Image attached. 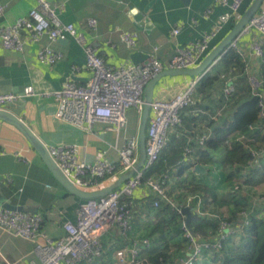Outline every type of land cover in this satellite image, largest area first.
<instances>
[{
  "label": "crops",
  "instance_id": "1",
  "mask_svg": "<svg viewBox=\"0 0 264 264\" xmlns=\"http://www.w3.org/2000/svg\"><path fill=\"white\" fill-rule=\"evenodd\" d=\"M0 1L7 5L4 16L0 17V26L13 24L18 19L27 17L29 11L37 5V0ZM50 2L56 7L59 18L65 23H74L78 30L85 34L87 41L98 49L105 62L115 67L147 63L153 57L168 64L180 48L199 41L205 32L211 30L218 17L225 11L215 0ZM252 2L253 0H244L241 14ZM209 8L212 12L206 15ZM90 18L97 19L95 30L88 26ZM231 25L232 22L225 24L213 40L211 50L229 33ZM175 26L180 27L181 31L174 36L172 29ZM31 29L29 27L23 31L26 42L22 52L5 49L0 42V93L11 92L18 95L17 100L8 104V110L22 118L47 147L74 146L79 162L95 163L104 158L120 166V150L126 140L139 135L140 114L135 108L127 110V125L120 132L113 130L111 125L105 122H96L92 130L84 131L58 119V102L53 92L61 89L69 80L79 85L89 83L92 73L86 66V52L74 38L50 42L44 37L40 42H30L28 36ZM125 30L139 33L136 46L129 47L122 41L120 31ZM257 37L258 33L252 30L240 34L236 41L245 53L244 59L249 63L250 72L261 77L264 73V58L257 59L251 55V43ZM46 45L61 52L63 59L54 65L41 63L38 52ZM223 76H226L225 81L221 79L205 89L204 93H196L195 104L183 112V125L171 130L169 143L162 153L160 163L163 170L161 172L170 175L171 196L177 201H182L180 203L183 208L190 207L194 214H198L193 205L187 204L186 195L201 193V205L204 210H210L220 217L226 216L233 226L237 227V233L232 236L236 241L232 242V245H236L240 243L243 230L239 228L242 218L236 206L239 197L235 198L234 184L240 181L245 186L240 196L244 198L243 202L249 209V217L257 213L258 218L264 219V203L259 199L264 191V182L245 184L247 177H243L241 173L238 175L234 167L224 164L225 152L222 149L207 148L206 144L202 146L197 141L202 133L211 134L210 138H215L236 111L234 102H221L222 90L226 84H235L232 72L223 73L221 77ZM198 77L200 76L162 77L155 85L154 100L173 99L187 90ZM30 85L34 88V94L25 96V88ZM0 147L5 151L0 156V208H3L4 203H10L24 208L25 213L40 214L43 217L42 232L56 239L63 237L64 223L76 221L77 209L83 200L71 194L58 182L25 135L4 120H0ZM203 152H206L204 158L201 157ZM198 164L205 168L204 172L196 170ZM262 164L264 166V159ZM160 174L157 175L161 176ZM119 176L103 180L98 188L87 187L83 179L77 180V186L89 191L96 190L112 184ZM7 177L12 180L8 181ZM186 178L204 190H193L179 185L180 180ZM210 189L215 190L216 199L209 193ZM150 195L153 194L149 188L142 187L131 199L125 198V202H132V231L124 235L116 225L108 228L101 236L103 254L88 264H131L130 255L126 261L121 262L116 253L135 244L140 248L139 259L142 262L149 255L168 251L175 253L184 248L175 240L166 243L159 241L157 233L152 234L159 219L148 204ZM198 215L204 219L219 220V217L215 216ZM186 218L185 214L184 223ZM210 231L208 228L203 235ZM145 240H149V245L144 243ZM38 242H44V239L39 237ZM211 256L210 252H204L194 264H212ZM32 262H41L36 250V241L16 236L0 228V264Z\"/></svg>",
  "mask_w": 264,
  "mask_h": 264
},
{
  "label": "built area",
  "instance_id": "2",
  "mask_svg": "<svg viewBox=\"0 0 264 264\" xmlns=\"http://www.w3.org/2000/svg\"><path fill=\"white\" fill-rule=\"evenodd\" d=\"M225 8L218 17L213 28L203 34L201 39L193 44L180 48L177 55L164 64L159 58L153 57L149 62L132 66L115 67L108 65L98 52V49L87 41L85 34L78 30L74 23L63 22L56 7L50 0H37L27 17L17 20L13 24L0 26V42L5 49L22 52L25 46L23 31L31 27L28 39L30 42H40L47 37L50 42L59 39L74 38L81 44L86 52V66L92 76L87 85H79L69 80L65 85L53 92L58 102L56 116L58 119L71 123L75 127L90 131L96 122H105L112 129L120 132L127 125V110L135 108L140 116L145 105V88L154 77L165 69H189L198 66L211 50L212 42L223 29L225 24L238 21L241 14V6L244 0H215ZM7 5L0 1V17L4 16ZM212 9L206 11V15ZM88 26L95 30L97 19L90 18ZM255 30L258 37L251 43V55L257 59L264 58V8H261L252 16L243 33ZM180 27L172 29V35L180 33ZM122 41L129 47H134L139 42L137 31H120ZM239 37V36H238ZM237 37V38H238ZM237 38L230 48L236 49L243 57L245 53L240 49ZM64 55L53 49L50 45L42 46L38 52V59L43 64L54 65L62 60ZM247 74L252 89V94L258 100L260 107L259 123L250 126L249 132H236L229 136L226 144L239 142L245 145L251 154L243 174H247L256 167H262L264 159V145L259 147L254 144V132L264 131V80L250 72L247 61ZM203 76V75H202ZM194 80L189 88L177 94L171 100H154L152 114L147 127L146 154L144 167L127 180L122 186L100 198L83 200L77 209L76 221H66L63 225L65 235L61 238H52L42 232L43 217L40 214L25 213L19 210L0 208V228H3L16 236L36 241V250L41 262L32 264H84L91 262L95 257L103 254L101 236L110 227L118 226L124 235L132 231L133 212L132 202H123L122 198H131L134 193L146 187L156 196L154 205L159 207L165 203L180 210L176 200L169 193V184L166 176L144 177V170L157 163L162 152L169 143V134L172 129L183 123V110L195 104L196 87L201 79ZM226 76H223L225 78ZM235 87L232 83L226 84L224 91L232 94ZM34 94L33 86L25 88V96ZM14 93H0V110H8V104L17 100ZM211 134H203L198 138L200 145H205ZM52 158L58 167L77 184V180L84 177L107 179L119 176L129 170L135 169L139 162V135L128 138L120 150V166L100 158L95 163L79 162L74 146L48 147ZM5 151L0 147V156ZM145 178V179H144ZM11 181V177H7ZM87 187L98 188V180H89ZM244 184L237 181L233 192H242ZM260 202L264 203V191L260 195ZM188 205H193L201 216L219 217V225L214 232L207 235L195 233L186 223L183 225L184 236L187 239L186 254L180 260V264H194L201 258L204 252H219L230 237L234 236L238 229L226 216L220 217L210 210L202 207V194L199 192L186 195ZM244 225L250 224L249 212L243 209L239 212ZM241 227V226H240ZM239 227V228H240ZM39 237L44 242H38ZM149 245V240L144 241ZM117 258L124 262L128 256L131 264H144L140 259V248L137 244L125 250L117 251Z\"/></svg>",
  "mask_w": 264,
  "mask_h": 264
},
{
  "label": "trees",
  "instance_id": "3",
  "mask_svg": "<svg viewBox=\"0 0 264 264\" xmlns=\"http://www.w3.org/2000/svg\"><path fill=\"white\" fill-rule=\"evenodd\" d=\"M235 23L236 21L233 20L232 25L230 27L231 29L233 28ZM229 72H232V78L233 80L235 79V90L234 92H232V94H226L223 89L221 102L223 104H230L234 102L237 108L230 122L219 130L215 138L212 137L208 139V141L206 142V146L207 148L211 149H222V151L225 152L224 164L230 167H234L235 171L239 175L240 173L243 174L244 167H246L247 163L252 158L251 154L246 149L244 144L239 142H232L230 144H226V140L233 133L249 132L250 126L259 123L260 112L258 100L252 94L249 76L247 74V61H245L244 57L236 49L228 48L218 59L217 63L201 77L196 87V93H204L205 89L211 87L221 79L225 81L226 78H222L221 75L223 73L229 74ZM261 78L264 80V73ZM183 118L184 113H182V119ZM203 134L204 133L200 134L198 138ZM253 136L255 137L254 144L259 147H263L264 131L262 134L261 130H257L254 132ZM205 155L206 152H203V155L201 157L204 158ZM161 158L162 155L157 163L144 170V177H159V175L157 174L161 173L160 175L166 176L167 182L168 184H170V175L161 172L163 171L161 170ZM243 175V177H247L245 184L255 185L262 183L264 182V166H262V168L256 167L250 170L247 174ZM82 179L85 181V183L89 180H98L99 182L105 180L98 177H84ZM180 184L182 186H186V188L190 187L193 190H204L200 185H196L194 184V182L188 181L187 178L180 180L179 185ZM208 191L214 199L217 198L215 190L210 189ZM235 195V198L239 197L238 200H236V206L239 210L238 212L242 211L243 209H246L248 211L249 209L246 208L247 205L243 202L244 198L240 196L241 192H238ZM149 198L150 199L148 201V204L159 219L156 226L152 230V234L155 235L157 233L159 235V241H165L166 243L175 240L176 242L183 245L184 250H177L175 253H170L168 251L159 252L155 255H149L147 259L143 261V263L180 264V260L186 254L187 247V239L184 236L183 229V225L185 222V213L183 212V206L180 210H178L162 202L159 207H156L154 205L156 196L153 194L150 195ZM174 199L176 200V198ZM124 200L125 198L123 197L122 201L124 202ZM177 203L181 205L179 201H177ZM256 215L257 213L252 214L251 217H249V225H244L243 222L239 224L241 226L240 228H242L243 230V235L239 244L232 245V242L235 243L236 241L234 240V237H230L228 240H226L222 250H220L219 252H210L212 255V264H264V219L258 218ZM215 221L209 218L204 219L198 214L193 213L190 220L189 228L195 233L201 234H204L208 228L215 232L219 225V220ZM88 263L89 262H85L84 264Z\"/></svg>",
  "mask_w": 264,
  "mask_h": 264
},
{
  "label": "water",
  "instance_id": "4",
  "mask_svg": "<svg viewBox=\"0 0 264 264\" xmlns=\"http://www.w3.org/2000/svg\"><path fill=\"white\" fill-rule=\"evenodd\" d=\"M264 0H253L252 4L242 14L240 19L235 23L229 33L219 42V44L213 48L209 54L202 60V62L195 68L189 69H166L159 75L154 77L147 84L145 88V105L141 115V124L139 131V162L135 169L129 170L121 174L115 182L112 184L96 189V190H85L77 186L59 167L56 161L52 158L48 151L46 144L37 136V134L25 123V121L9 110H0V120H4L17 129H19L25 137L28 139L30 144L37 150L46 165L49 167L58 182L63 185L71 194L81 198L82 200H89L100 198L122 186L127 180L132 178L137 171L142 169L146 163V138H147V127L152 114V103L154 101V88L156 83L164 76H201L208 72L214 64L218 61L221 55L230 48L232 42L243 32L250 19L256 14L263 6ZM196 170L204 172L205 168L198 164ZM3 208L24 211L22 207L15 206L10 203H4ZM183 212L187 215L186 225L190 227V220L193 212L190 207L183 208Z\"/></svg>",
  "mask_w": 264,
  "mask_h": 264
},
{
  "label": "rangeland",
  "instance_id": "5",
  "mask_svg": "<svg viewBox=\"0 0 264 264\" xmlns=\"http://www.w3.org/2000/svg\"><path fill=\"white\" fill-rule=\"evenodd\" d=\"M179 202H182V201H179Z\"/></svg>",
  "mask_w": 264,
  "mask_h": 264
}]
</instances>
